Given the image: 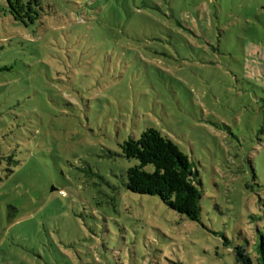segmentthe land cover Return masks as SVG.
<instances>
[{
	"label": "rangeland",
	"instance_id": "obj_1",
	"mask_svg": "<svg viewBox=\"0 0 264 264\" xmlns=\"http://www.w3.org/2000/svg\"><path fill=\"white\" fill-rule=\"evenodd\" d=\"M263 100L264 0H0V264L256 261ZM148 129L198 171V222L128 190Z\"/></svg>",
	"mask_w": 264,
	"mask_h": 264
},
{
	"label": "trees",
	"instance_id": "obj_2",
	"mask_svg": "<svg viewBox=\"0 0 264 264\" xmlns=\"http://www.w3.org/2000/svg\"><path fill=\"white\" fill-rule=\"evenodd\" d=\"M121 149L124 158L139 161L127 171L129 191L159 197L172 211L194 222L200 220L203 192L199 173L176 143L160 131L148 129L140 138H129ZM148 166L154 171H147ZM235 256L236 264H264V240L256 261L242 246L236 248Z\"/></svg>",
	"mask_w": 264,
	"mask_h": 264
}]
</instances>
